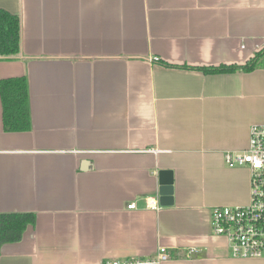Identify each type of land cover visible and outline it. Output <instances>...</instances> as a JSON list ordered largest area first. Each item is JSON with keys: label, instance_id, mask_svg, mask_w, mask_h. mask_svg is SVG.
I'll return each mask as SVG.
<instances>
[{"label": "crops", "instance_id": "0c3cea01", "mask_svg": "<svg viewBox=\"0 0 264 264\" xmlns=\"http://www.w3.org/2000/svg\"><path fill=\"white\" fill-rule=\"evenodd\" d=\"M0 8L20 17L22 40L0 81L27 78L32 120L6 132L0 96V214L36 217L0 264H264L233 258L211 223L213 207L250 202L249 169L224 154L264 124V56L251 72L199 70L264 50V0Z\"/></svg>", "mask_w": 264, "mask_h": 264}, {"label": "built area", "instance_id": "2783aa9c", "mask_svg": "<svg viewBox=\"0 0 264 264\" xmlns=\"http://www.w3.org/2000/svg\"><path fill=\"white\" fill-rule=\"evenodd\" d=\"M224 157L229 168L249 169L250 202L245 206L213 207V231L227 239L233 258L264 259V124L251 127L247 149L227 151ZM129 208L134 209L135 205ZM167 258V251L162 249L160 259Z\"/></svg>", "mask_w": 264, "mask_h": 264}, {"label": "trees", "instance_id": "16d2710c", "mask_svg": "<svg viewBox=\"0 0 264 264\" xmlns=\"http://www.w3.org/2000/svg\"><path fill=\"white\" fill-rule=\"evenodd\" d=\"M21 19L0 8V59H12L21 53ZM264 50L244 66H219L199 69L207 74L232 73L237 70L251 72L260 66ZM264 61V60H263ZM192 69L191 67H187ZM0 96L3 105V122L6 132H26L32 127L30 95L26 77L0 81ZM36 217L31 213L0 214V255L6 244L20 242Z\"/></svg>", "mask_w": 264, "mask_h": 264}, {"label": "water", "instance_id": "95a60500", "mask_svg": "<svg viewBox=\"0 0 264 264\" xmlns=\"http://www.w3.org/2000/svg\"><path fill=\"white\" fill-rule=\"evenodd\" d=\"M164 183L166 186L162 187L160 190V203L163 206H166L168 204H172V185L170 186L171 182L168 180H166Z\"/></svg>", "mask_w": 264, "mask_h": 264}]
</instances>
